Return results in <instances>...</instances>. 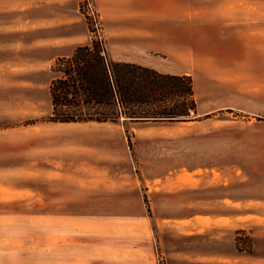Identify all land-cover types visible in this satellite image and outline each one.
<instances>
[{"label": "rangeland", "instance_id": "374dc122", "mask_svg": "<svg viewBox=\"0 0 264 264\" xmlns=\"http://www.w3.org/2000/svg\"><path fill=\"white\" fill-rule=\"evenodd\" d=\"M187 3L186 51L153 67L220 107L191 123L49 122L48 88L0 63V264H264V0Z\"/></svg>", "mask_w": 264, "mask_h": 264}, {"label": "crops", "instance_id": "0c3cea01", "mask_svg": "<svg viewBox=\"0 0 264 264\" xmlns=\"http://www.w3.org/2000/svg\"><path fill=\"white\" fill-rule=\"evenodd\" d=\"M83 1L0 0V51L11 52L7 60H0V63L10 61L20 73L27 75L20 82L36 84L49 91L54 61L70 56L76 46L90 40L85 14L81 11ZM94 6L109 56L114 60L154 68L157 53L175 58L186 51L187 0H94ZM195 99L196 115L220 108L200 105L196 94ZM217 199L222 208H217L213 218L225 220L234 216L235 203L241 199L229 190ZM189 220V217H166L161 222L177 227L174 222ZM100 253L101 257H108L107 252ZM115 257H119L118 253Z\"/></svg>", "mask_w": 264, "mask_h": 264}, {"label": "trees", "instance_id": "16d2710c", "mask_svg": "<svg viewBox=\"0 0 264 264\" xmlns=\"http://www.w3.org/2000/svg\"><path fill=\"white\" fill-rule=\"evenodd\" d=\"M88 43L51 65V110L46 121L62 124H130L195 120L197 102L192 77L117 61L103 36L92 29ZM130 143V140H128ZM247 248L253 250L252 237ZM236 247L240 239L235 238ZM238 251H243L238 249Z\"/></svg>", "mask_w": 264, "mask_h": 264}, {"label": "built area", "instance_id": "2783aa9c", "mask_svg": "<svg viewBox=\"0 0 264 264\" xmlns=\"http://www.w3.org/2000/svg\"><path fill=\"white\" fill-rule=\"evenodd\" d=\"M94 0H84L82 3V10L88 15H94ZM96 11V10H95ZM99 18V17H98ZM100 24V22H99Z\"/></svg>", "mask_w": 264, "mask_h": 264}]
</instances>
